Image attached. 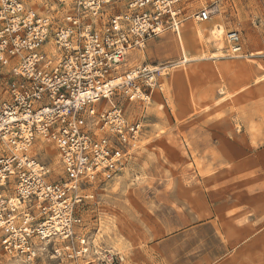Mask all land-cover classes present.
Wrapping results in <instances>:
<instances>
[{
    "label": "rangeland",
    "instance_id": "rangeland-1",
    "mask_svg": "<svg viewBox=\"0 0 264 264\" xmlns=\"http://www.w3.org/2000/svg\"><path fill=\"white\" fill-rule=\"evenodd\" d=\"M115 1L113 12L124 11ZM195 3L217 7L218 23L205 28H222L225 46L218 50L205 33L187 63L168 54L152 63L153 37L126 60L124 69L166 68L158 83L168 107L157 89L144 104L118 99L142 130L128 165L84 189L94 195L79 209L90 264H109L108 255L121 264H264V8L259 0ZM31 4L43 11L42 0ZM228 32L238 33L241 55L228 52ZM33 153L53 180L65 179L50 143ZM33 264L71 263L42 256Z\"/></svg>",
    "mask_w": 264,
    "mask_h": 264
},
{
    "label": "built area",
    "instance_id": "built-area-1",
    "mask_svg": "<svg viewBox=\"0 0 264 264\" xmlns=\"http://www.w3.org/2000/svg\"><path fill=\"white\" fill-rule=\"evenodd\" d=\"M0 0V259L33 264L42 256L90 264L79 209L84 189L121 172L142 130L118 99L146 103L165 67L124 69L131 52L183 22L210 19L195 0ZM241 55L237 32L225 36ZM48 142L65 179L53 180L33 151ZM39 150V148H36ZM109 264H121L108 255Z\"/></svg>",
    "mask_w": 264,
    "mask_h": 264
},
{
    "label": "crops",
    "instance_id": "crops-1",
    "mask_svg": "<svg viewBox=\"0 0 264 264\" xmlns=\"http://www.w3.org/2000/svg\"><path fill=\"white\" fill-rule=\"evenodd\" d=\"M195 1H192L193 2L192 5L193 6H196V8H203V7H205V5H203L202 3L200 5H197L195 3ZM259 2L261 4V6L264 8V0H259ZM215 8H216V11H218L217 7H215ZM217 15H219V11H218V14ZM214 16H215V14L212 15L208 21L201 23L202 26L200 28H202V27L205 28V25H208L213 20H216L217 23H218L219 20H217V18L214 17ZM193 23L196 24V23H199V22H197L195 20H192V19H189V20H186L185 22H183L181 24L180 28H179V31H181L182 35L184 36V48H185L186 57L188 56L190 58L197 57V55H198V53L196 54L195 49L193 47L194 45L192 43L196 40V38L198 36H200V35H197L195 33L194 29L195 28L198 29V28L197 27H193L192 26ZM219 26L220 25L216 24V27H219ZM213 27L214 26H212L211 28H213ZM168 31H170V33H167L165 35H161L159 37H155L153 40L148 41L149 43H148V49L146 51V55L151 56V57H154V55H157L156 56L157 59L156 60L154 59L155 61H152V63H156V62L159 63L162 60L164 61L165 59H163V58L165 57L166 54H168L171 57L176 56V57H178V59L181 58L178 61V64L177 65L187 63V62L180 63L181 60H183V53H182L183 52V49H182L181 43L179 41L178 34L176 35L171 30H168ZM179 31H178V33H179ZM192 36H195V37H192ZM174 37H175V39H174ZM176 41H177V43H176ZM134 52H136V51H134ZM134 52H131L128 55V57L126 59L127 61H129V59H132L131 57H133L135 55ZM150 66H157V65L151 64ZM157 82H159V78L157 79ZM160 90H161V92H157L156 91V93H157V95L160 98L161 108H164V107L167 108L168 107V101H167V99H166V97L164 95V92L162 91V88H160Z\"/></svg>",
    "mask_w": 264,
    "mask_h": 264
},
{
    "label": "bare ground",
    "instance_id": "bare-ground-1",
    "mask_svg": "<svg viewBox=\"0 0 264 264\" xmlns=\"http://www.w3.org/2000/svg\"><path fill=\"white\" fill-rule=\"evenodd\" d=\"M195 33L197 35H203L205 33H208L211 42L214 44V46L218 49V50H222L224 48V42H223V37L222 34L224 33L222 28H211L210 30H206L204 27L202 28H198V29H194ZM178 37H179V41L181 43L182 49H183V60L182 62H187L190 61L185 54V48H184V36L182 35L181 31H179L178 33Z\"/></svg>",
    "mask_w": 264,
    "mask_h": 264
}]
</instances>
